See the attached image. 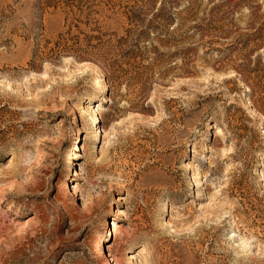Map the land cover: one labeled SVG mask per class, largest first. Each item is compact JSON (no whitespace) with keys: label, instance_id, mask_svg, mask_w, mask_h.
<instances>
[{"label":"rangeland","instance_id":"rangeland-1","mask_svg":"<svg viewBox=\"0 0 264 264\" xmlns=\"http://www.w3.org/2000/svg\"><path fill=\"white\" fill-rule=\"evenodd\" d=\"M263 116L264 0H0V264H264Z\"/></svg>","mask_w":264,"mask_h":264},{"label":"bare ground","instance_id":"bare-ground-1","mask_svg":"<svg viewBox=\"0 0 264 264\" xmlns=\"http://www.w3.org/2000/svg\"><path fill=\"white\" fill-rule=\"evenodd\" d=\"M81 65H84V67H85V64H81ZM102 76V75H101ZM98 78H100V76L98 77ZM105 80V79H104ZM96 82V81H95ZM98 84H99V86H101V80H99L98 82H97ZM97 85V84H96ZM105 89V88H104ZM247 89V91L246 92H248V88H246ZM251 104V103H250ZM78 109V108H77ZM77 109H75V110H77ZM84 109V108H83ZM76 112V111H75ZM74 112V113H75ZM97 110H93V108H91V107H88V108H85V113L86 114H91V116H90V118H92V121L93 122H96L97 121ZM75 115V114H74ZM100 115V114H99ZM101 115H102V113H101ZM87 117V116H86ZM260 118H261V116H259ZM264 117V116H263ZM75 118H76V116H75ZM77 119V118H76ZM100 119H102V118H100ZM262 119V118H261ZM89 121H90V119H89ZM101 121V120H100ZM264 121V120H263ZM102 122V121H101ZM100 122V123H101ZM92 126V125H91ZM103 127V126H102ZM100 128V127H99ZM98 128V129H99ZM98 129H96L94 132H93V134L95 135V137H97V135H98ZM107 128H105V127H103V133H104V137H106V136H108V133H107V130H106ZM100 130V129H99ZM100 132H102V131H100ZM84 133V132H83ZM223 134V132H222V130H220V129H217L216 130V136H220V135H222ZM93 135V136H94ZM102 135V134H101ZM99 136V135H98ZM217 138V137H216ZM92 142H93V140H92ZM94 144V143H93ZM84 152H86V151H84ZM74 158L75 159H78V154H74ZM199 175V174H198ZM74 177H76V179L74 180V182L75 181H77V180H82V177H81V175L79 174V173H77V172H75L74 173ZM201 182V181H200ZM200 185V184H199ZM198 185V186H199ZM75 191L77 192L78 191V188H75ZM74 193V192H73ZM77 194V193H76ZM73 196V195H72ZM166 211V210H165ZM117 215H120L119 214V211L117 212ZM118 231H119V227L117 226V224L114 222V223H112V229H110V231L108 230V234H107V236H106V238L107 237H111V239H112V237H114V235L116 234V233H118ZM236 238V235H232V239H235ZM239 238V237H238ZM106 241H108V239L106 240ZM105 241V242H106ZM244 244V243H243ZM136 246H137V244H133L132 246H131V253H129V254H126V258L124 259V263L125 264H154V261H153V259H148L147 258V256H146V251L145 250H142L141 251V254H139L138 256L137 255H134V254H132V251H133V249L134 248H136ZM100 249H102V251H103V255H104V258L106 259V258H108V260H107V262L105 263V264H116V261H115V259H114V256H113V254H112V249H110V247H106L105 246V244H104V242L101 240L100 241ZM105 249L107 250V253L105 252ZM134 253V252H133ZM138 260H139V262H138ZM158 263V262H157Z\"/></svg>","mask_w":264,"mask_h":264}]
</instances>
